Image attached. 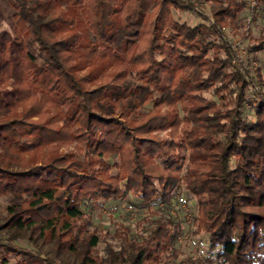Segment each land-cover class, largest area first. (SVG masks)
<instances>
[{"label": "trees", "instance_id": "16d2710c", "mask_svg": "<svg viewBox=\"0 0 264 264\" xmlns=\"http://www.w3.org/2000/svg\"><path fill=\"white\" fill-rule=\"evenodd\" d=\"M10 3L0 264H264V29L247 46L261 62L253 73L225 37L244 1L210 0L212 17L196 25L174 16L194 9L185 0ZM180 187L197 199L194 232L215 259H177L165 207ZM128 196L158 201L150 227L100 255L87 204Z\"/></svg>", "mask_w": 264, "mask_h": 264}, {"label": "rangeland", "instance_id": "374dc122", "mask_svg": "<svg viewBox=\"0 0 264 264\" xmlns=\"http://www.w3.org/2000/svg\"><path fill=\"white\" fill-rule=\"evenodd\" d=\"M191 2L193 10H174V16L179 21H185L196 25L204 17L211 18L210 0H185ZM245 8L240 15V23L233 28L225 29V37L233 45L234 55L232 62L236 65H245L252 71L261 66L255 54L247 49L251 37H256L264 29V7L256 0H243ZM198 12V13H197ZM15 25L14 8L10 0H0V31L8 29L13 31ZM245 32L246 37L242 36ZM261 55V54H258ZM254 102V98L250 97ZM249 106V105H248ZM8 204V196L0 195V212L5 210ZM158 201L150 205L138 202L132 196L127 198L102 202V207L97 204H87L90 229H95L99 235L97 251L103 255L108 244L119 248L125 237H140L150 227L151 218L155 216L153 211L157 208ZM160 205H162L160 203ZM172 213L176 221L178 242L176 243L178 261L185 263L193 258H202L205 255L215 259V253L209 248L207 234L195 233L192 218L198 209V202L194 195L188 193L183 187L177 188L171 202L165 207ZM25 244V242L20 241ZM16 258L10 256V264H14ZM217 264V263H216Z\"/></svg>", "mask_w": 264, "mask_h": 264}]
</instances>
